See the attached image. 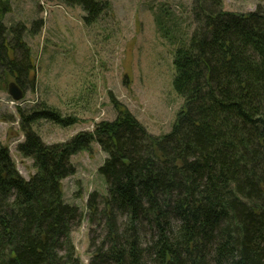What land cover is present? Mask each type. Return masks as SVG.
I'll list each match as a JSON object with an SVG mask.
<instances>
[{"label":"trees","instance_id":"trees-1","mask_svg":"<svg viewBox=\"0 0 264 264\" xmlns=\"http://www.w3.org/2000/svg\"><path fill=\"white\" fill-rule=\"evenodd\" d=\"M51 1L81 7L87 23L109 7ZM10 10L0 0V84L13 79L25 91L34 70L29 30L7 26ZM193 16L174 59L184 106L168 134L152 135L120 110L93 132L49 145L33 124L77 119L46 104L29 115L18 106L25 139L17 151L36 172L25 179L0 141V264H82L72 233L84 216L65 201L62 182L76 173L72 156L93 142L107 155L99 172L108 195L87 200L89 264H264V11L195 0Z\"/></svg>","mask_w":264,"mask_h":264},{"label":"rangeland","instance_id":"rangeland-1","mask_svg":"<svg viewBox=\"0 0 264 264\" xmlns=\"http://www.w3.org/2000/svg\"><path fill=\"white\" fill-rule=\"evenodd\" d=\"M109 6L92 23L81 7L60 1L10 0L7 26L27 25L34 70L32 87L20 101L9 94L10 83L0 84V141L9 147L20 174L29 179L33 160L17 151L25 135L18 106L25 115L41 104L72 116L77 123L61 126L46 120L32 125L44 143L70 141L82 132H93L102 121H113L128 110L154 136L168 134L184 106L174 88L177 49L189 41L196 24L195 0H98ZM226 11L248 13L264 0H222ZM39 24L33 29V22ZM5 81V80H4ZM107 155L97 142L72 156L76 173L63 183L65 201L80 208L81 226L72 233L77 255L89 264L90 235L87 200L96 191L108 195V184L99 168ZM103 207V206H102ZM102 210V208H101Z\"/></svg>","mask_w":264,"mask_h":264},{"label":"water","instance_id":"water-1","mask_svg":"<svg viewBox=\"0 0 264 264\" xmlns=\"http://www.w3.org/2000/svg\"><path fill=\"white\" fill-rule=\"evenodd\" d=\"M9 94L13 97L15 101H20L24 95L22 89L17 85L16 82L10 83Z\"/></svg>","mask_w":264,"mask_h":264}]
</instances>
